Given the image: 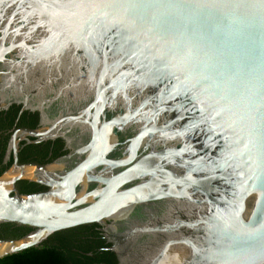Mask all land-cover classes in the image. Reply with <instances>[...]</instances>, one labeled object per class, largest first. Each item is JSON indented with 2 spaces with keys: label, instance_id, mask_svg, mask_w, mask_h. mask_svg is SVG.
<instances>
[{
  "label": "water",
  "instance_id": "95a60500",
  "mask_svg": "<svg viewBox=\"0 0 264 264\" xmlns=\"http://www.w3.org/2000/svg\"><path fill=\"white\" fill-rule=\"evenodd\" d=\"M0 98L72 149L0 179V258L96 224L117 264H264V0H0Z\"/></svg>",
  "mask_w": 264,
  "mask_h": 264
},
{
  "label": "flooded vegetation",
  "instance_id": "af4514ba",
  "mask_svg": "<svg viewBox=\"0 0 264 264\" xmlns=\"http://www.w3.org/2000/svg\"><path fill=\"white\" fill-rule=\"evenodd\" d=\"M47 125L50 120L38 111L0 98V179L9 181L17 176L13 185L19 194L48 191L47 183L57 180L61 166L69 161L72 151L69 141L49 137ZM79 228L96 231L102 239L97 250L109 252L113 256L112 264H117L113 253L106 249L109 245L101 235L100 226L90 224Z\"/></svg>",
  "mask_w": 264,
  "mask_h": 264
},
{
  "label": "trees",
  "instance_id": "16d2710c",
  "mask_svg": "<svg viewBox=\"0 0 264 264\" xmlns=\"http://www.w3.org/2000/svg\"><path fill=\"white\" fill-rule=\"evenodd\" d=\"M28 231L24 226L0 224L1 239H18ZM101 243L96 231L71 228L52 234L37 246L1 257L0 264H112L109 252L97 250Z\"/></svg>",
  "mask_w": 264,
  "mask_h": 264
}]
</instances>
